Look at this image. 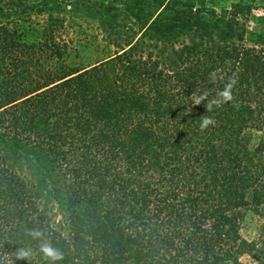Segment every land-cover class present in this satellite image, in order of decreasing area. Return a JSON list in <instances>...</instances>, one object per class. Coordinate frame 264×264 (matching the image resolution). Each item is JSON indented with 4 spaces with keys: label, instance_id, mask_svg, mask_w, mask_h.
Masks as SVG:
<instances>
[{
    "label": "trees",
    "instance_id": "16d2710c",
    "mask_svg": "<svg viewBox=\"0 0 264 264\" xmlns=\"http://www.w3.org/2000/svg\"><path fill=\"white\" fill-rule=\"evenodd\" d=\"M117 1L136 35L76 66L67 6L118 27L115 0H0V264H264L241 233L264 206V33L241 2Z\"/></svg>",
    "mask_w": 264,
    "mask_h": 264
},
{
    "label": "rangeland",
    "instance_id": "374dc122",
    "mask_svg": "<svg viewBox=\"0 0 264 264\" xmlns=\"http://www.w3.org/2000/svg\"><path fill=\"white\" fill-rule=\"evenodd\" d=\"M239 2L244 4L243 10L247 12L239 15L247 29L264 33V0H219L217 6L220 10L221 6L231 7L232 3ZM115 5L117 9H114L112 13L116 14L117 21L120 23L118 27H109L94 10L87 7L77 8L74 3L67 6L68 35L74 43V48L69 56V63L76 66H89L114 53L117 46L126 47L127 43L133 39L131 36L136 34L129 28L132 27L131 21L133 20L125 11L124 5H121L117 0H115ZM140 36L141 33L137 34L136 37ZM188 40L189 35H181L178 40L172 37L154 36V41L159 42L165 54H170L174 47ZM251 40L254 38L246 33L244 42L254 45L255 43ZM57 217L60 218L61 215ZM241 233L247 239L257 240L264 248V206L257 210L246 211L241 225ZM241 260L244 264H257L256 260L248 254L243 255Z\"/></svg>",
    "mask_w": 264,
    "mask_h": 264
},
{
    "label": "clouds",
    "instance_id": "9594fccd",
    "mask_svg": "<svg viewBox=\"0 0 264 264\" xmlns=\"http://www.w3.org/2000/svg\"><path fill=\"white\" fill-rule=\"evenodd\" d=\"M233 83L234 82H230L229 84L225 85L224 89L218 93L219 98L214 99L211 102L207 101V97L204 94H199V95L193 94L192 96L193 104L200 105L206 102L205 107L207 110H210L213 104L221 105V104H226L230 102L233 99L232 92H231ZM213 123L214 122L210 117H208L207 115H204L201 119L200 128L203 131L207 129L209 125H212ZM32 235L34 237H40L42 234L37 231V232H33ZM40 252L43 254L45 259H49L51 261H58L62 259V256L60 255V253L57 250H55L49 243L43 244L40 248ZM30 256H31L30 250L20 249L17 253L18 259H26Z\"/></svg>",
    "mask_w": 264,
    "mask_h": 264
}]
</instances>
